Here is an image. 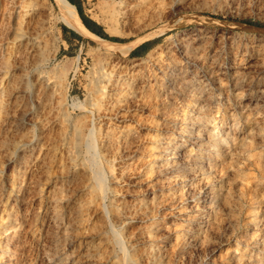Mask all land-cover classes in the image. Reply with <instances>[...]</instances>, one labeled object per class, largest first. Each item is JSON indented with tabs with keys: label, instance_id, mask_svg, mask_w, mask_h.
Here are the masks:
<instances>
[{
	"label": "rangeland",
	"instance_id": "obj_1",
	"mask_svg": "<svg viewBox=\"0 0 264 264\" xmlns=\"http://www.w3.org/2000/svg\"><path fill=\"white\" fill-rule=\"evenodd\" d=\"M28 1L30 0H17V2L16 0H0V9L2 8V3L6 2L12 6L13 11L16 9L15 12L17 11L19 12L18 26L20 28L25 30L27 34H31L33 37L37 35L38 39L40 38L39 44H37V42H33L32 47L26 49L27 53H25L24 51H21V53L16 51L15 55L13 54V52L10 55L9 50L11 47L10 46L11 43L7 42L4 44L5 47H4L3 56L0 57V249L3 248V245L4 243L7 242V240H9L10 246L12 247L10 251H6V252H3L2 250L0 251V254L2 255V256L0 255V264H126L125 258L123 257L124 252L121 251L120 249L118 250L119 247L117 244H115L113 240L114 236L112 229L111 228L109 229L110 226L108 225L107 220H105L106 218H103L102 216L103 213L101 208H92V209L80 208L76 212L74 217L72 218L69 217L68 220L64 216L58 215L57 221L54 223L52 219L51 222L52 230L54 233L53 239H46V236L44 235L43 232L44 228L38 226L37 224V220L39 219L40 215L42 216L44 212L43 208L38 209L39 210L38 215L34 214L33 208H26V212L25 211L22 212L23 208H19V196H18L19 194L16 191V186L18 181L17 172L20 166L19 157L21 152L24 150L26 154H29V149H30L29 142L27 143V145L26 144L20 145L21 142H19V139L22 132L21 127L22 125L24 126L23 130L26 133L24 139L27 140L28 138H30V135H32L33 133L32 121L36 119L39 122L41 119H43L42 116L44 111L47 109L46 104L48 103V101L47 103L45 102V105H43L42 109L41 107H39L40 112L37 111L38 108L31 107L30 99L35 98L37 94H38L37 96L41 97L43 94V89L42 88L38 89V86H34L35 84L34 85L30 84V82L36 83L38 79V77L37 78L34 77L36 76L34 75L35 70L31 66L30 62H32L33 65L36 61L39 60V58H41V56L45 52L52 54L54 49H57V53L47 60L45 67L49 69L52 66H54L57 63V61H59L60 59L65 60L68 71L67 72L68 76L66 80V83L68 82L66 84L67 85L66 95H68L67 96L68 103H71L72 99L83 100L87 96L88 84L91 78L94 77L96 73L95 71L98 68L96 61L99 55L100 58L108 56L107 57L108 62L110 61L109 63L110 64L113 63L115 64V66L126 64L125 66L127 72L125 70L124 72L127 74H124L122 77L126 78V76L128 77V74L130 76H133L134 85L137 86L134 87L135 92L127 94L128 99L126 102L121 101L116 105L117 108L116 106L114 107V116L109 118L110 120L107 119V125L110 123L113 125L114 130L117 131L116 134L119 135V138L121 137V139H124L125 136H131V138H133V141L130 143V148H129L131 149L129 151L132 152H127L122 150L123 152H127V153H123L121 151L120 152V154H122V156H120L121 158L119 157L115 159L114 175H117V177L114 176L113 182H116L114 183L115 185H121L123 183L122 184L123 186L127 185L130 188L138 189L137 192L135 191L129 192L127 195L120 194V192H117V197L120 200V203L129 207L123 209H125V211L128 212L127 216H129L132 221L126 223L125 226L122 228V230L127 237V244L130 245L129 246L130 250L136 254V264H165L167 258L169 259V261L167 260L166 264H179V263L180 264H185V263L186 264L189 263L190 264L191 263L192 264H199V263L200 264L201 263L202 264H264V255H263L264 254V93H261L260 90H258L259 84H260L259 89L263 88L264 81L261 80L260 82H258V80H256L257 77L258 78L260 77L261 75L260 73H263L262 79H264V72H263L264 45L260 46L259 49H257L259 51L262 50L261 51L262 53L259 52V54L261 55L258 54L255 57V53H254V51L256 52L254 48L255 47L258 48L259 35H260L259 38H261L264 42V38H263L264 37L263 36L264 35V0H194V1L193 0H150V1L142 0L140 2H137L136 0H130L133 6L131 8L130 13L127 15V17H125L126 18L125 22L119 25V28H121L123 32L117 34H109L105 30V28L111 24L108 18L110 17L111 13L114 12V7L117 4L115 1L118 0H78L82 13L86 17L97 22V24L101 26L103 31H105L110 36H117L119 38H122V41H117L124 43L121 45L120 44L112 45V43L109 42L107 43L105 42L103 45L101 43H98L93 38H89L74 31L72 28H70L69 26H67L62 22L59 12L52 0H35L36 6L34 5V7L26 6V4H28L27 3ZM189 2L192 3L190 4ZM167 6L169 10L172 11V12L170 11L171 13L169 12L168 8L167 9L163 8ZM136 7L137 10L134 9ZM133 10L136 11L133 12ZM167 10L168 13L166 12ZM160 12L162 14H159ZM130 22L132 23V25ZM66 31L71 34V38L69 41L65 39L66 37L65 35L68 34L65 33ZM187 33L189 36L187 35ZM246 39L249 42H247ZM144 40H148L151 42L150 44L151 48L142 55H135L133 53H130L128 50H130L129 48L131 47L125 48L127 43L132 42L133 45H135ZM222 40L223 42L225 40L224 42L225 44L221 42ZM236 41L239 44H237ZM185 43L187 45L190 43L188 45L190 50L187 47V50L189 52H187V50L186 51L184 50L187 46ZM230 43L232 45H230ZM242 45H246V46H242ZM219 47L221 50L219 49ZM108 48L113 51L110 52L109 54H106L105 53L106 51L103 52L105 49ZM148 52H151V54H148ZM159 52L162 58L159 57ZM212 53L214 54V56ZM211 54H212V58H214L212 61L210 59ZM75 56H77L78 59L76 63H74ZM258 57L260 60L258 59ZM2 60H6L8 65L1 63ZM166 60H170V61H166ZM239 61L241 62L239 63ZM200 62L202 63V66ZM149 63L151 64V66ZM135 64L136 67L138 66L137 68L135 67ZM247 66L249 67L247 68ZM150 68L152 69L150 70ZM201 69L202 70L205 69L204 70L205 72L204 71L202 72ZM212 69L214 70L212 71ZM142 70H144V74ZM138 71H140V73ZM239 71H242L241 73H244V77L239 81L240 85L238 83L236 87L233 85V80H234V75ZM177 75H179L181 78L179 76L177 77ZM254 75H256L255 78ZM142 76L144 79L142 78ZM214 76H220V79L219 80L216 79V81H213L215 80ZM194 77L200 78L199 80L203 81V83L197 80V78L195 79ZM207 78L209 81L207 80ZM247 80H249L248 81L249 83L247 82ZM162 81L163 83H161ZM183 81L185 84L183 83ZM245 82L247 83L246 85ZM256 82L259 83L258 86ZM194 83L195 84L198 83L197 84L198 86L197 85L195 86ZM207 83L210 84L207 85ZM48 84H52L51 81L48 82ZM201 85H203V87ZM211 85L213 86L211 87ZM216 85H219L222 88L221 90L222 92L220 93V95L217 93L218 91L217 88H219V86ZM241 85L243 86L239 87ZM200 87L201 89H199ZM191 88H194L195 90ZM209 88H211L213 91L210 90ZM187 89H190V91ZM197 89H199L200 91ZM122 90L126 92L128 91L125 89ZM122 90H116V91L114 90V94L116 92V94L118 95V93H121ZM181 91L185 96L181 93ZM164 92L166 94H164ZM212 93H215L216 97ZM205 95L206 97L204 99L203 97ZM159 96L163 99L164 103L166 102L165 103L166 105L168 103L167 107H165V109H162L161 112L157 109L158 108L157 98ZM195 96L198 98L199 101L197 99L195 100ZM217 96L219 97V99H217L218 98ZM191 98H193L194 100ZM206 98H208V100ZM188 99L189 100L191 99L190 100L191 102ZM212 99L214 100L212 101ZM132 100L135 102H133ZM128 101L129 103L131 102L132 103L129 105ZM217 101L219 103H217ZM208 102L210 105L208 104ZM211 102H213V104ZM24 103H26L25 105L26 112L24 115V122H21L22 117L20 115V108L24 106ZM183 104H187V105H185L184 107ZM207 104L208 106H206ZM68 106H69L68 110L71 112L72 115L79 112V110L77 108H73L71 104L70 105L68 104ZM173 107L175 110L173 109ZM169 110L172 112H170ZM178 110L182 113H180ZM182 110L185 111L183 112ZM213 110L215 111L214 113H212ZM201 112H202V116L207 115L206 117L208 118H206V120L209 119L208 121L210 123L208 121L206 122L204 121L205 116L202 117ZM174 114L176 116H174ZM169 116L172 120L169 118ZM181 117L184 120H182ZM156 118L159 119L160 121L157 120ZM167 120L170 123V125L167 122ZM176 121L178 122V124ZM232 121L238 122V124L236 125V129L235 128L233 129L235 132L236 139L235 138L231 139L228 143H226V145L222 143L224 145H221L220 147L221 152H219V155L217 156L213 155L212 150H214V147L213 146L211 147L213 143H210L212 142L211 141L212 139H210L211 138L210 132L212 130V125L216 123V125H218L216 126V129L219 127L218 131H220L219 133H222L226 127L229 126L231 127ZM173 123L174 125H172ZM185 124L187 125L186 127ZM188 124L191 126L189 127ZM166 125L167 127H165ZM249 125L252 126L249 127ZM203 127L206 129V131L204 130ZM243 127H245V129ZM190 128L193 130H191ZM220 129L222 130V132ZM135 130H137V132ZM253 130L256 132V135L254 137H251L250 132ZM51 132L52 133H50V135L46 137V142L48 143H50V141H52L54 137L57 135V124L54 125V129ZM144 139H146V141ZM185 140H188L190 144L188 141L185 142ZM201 140L202 141L204 140L203 142L207 140L208 142L206 141L205 144ZM135 143L138 144L135 145ZM200 143L202 144V146ZM170 144L172 147L170 146L168 148L170 150L169 151L167 150V152H169L170 154H168V156L166 155L164 156L163 154L165 147L166 145H170ZM173 146L176 147L178 150ZM188 146L191 147L192 149L189 148ZM203 151H208V153L204 152L203 154ZM200 156L203 158H201ZM164 157H166L167 159ZM207 157L212 159L210 160L208 158L209 159L208 160ZM214 157L217 158L214 159ZM149 158H150V162H149ZM151 159H153L152 162ZM162 161L168 162L169 165L166 166H169V168L166 166L163 167ZM147 164H149L150 166ZM151 164L154 166L157 165L159 169L160 168L161 169L157 173L154 172H152L153 174L149 173L148 170H150V167L151 168L154 167ZM135 165L138 166L136 167ZM174 165L175 167L182 169L180 170V175L184 172L183 173L184 176L181 175L180 177V175L177 174L178 176L173 177L175 175H173V172L171 173V171ZM205 165L207 168L206 167L204 168ZM185 167L187 168L185 169ZM136 173L139 174L135 175ZM165 173L168 174L166 175ZM231 173H233V175H231ZM142 174L145 176L144 181L142 180L143 177ZM154 174H158V176ZM163 174L165 176H162ZM121 175H125V176L121 177ZM140 175L142 177H140ZM161 176L162 179L159 178ZM169 176L175 178L173 179L174 181L171 180L172 177L171 179H168L170 178ZM125 177L127 178L129 177V178L126 180ZM176 178L179 179L176 180ZM195 178L196 181H198V183L195 181ZM160 179L161 181L163 180V182H160ZM169 180L171 181V183H169ZM185 181H187V183ZM135 182H137V184H135ZM151 182L154 183L157 182V184L159 183V186L155 184V186H152V189L147 187L149 188L150 191L148 189H144L145 186H143L144 185L143 183H145L147 186L149 185L151 186L150 184ZM170 184H172L171 187H169ZM173 185H176L178 188L176 186L174 187ZM44 187H46L45 184H43V189L39 194L41 196L46 197L47 191L45 190L46 188ZM156 191H158V193ZM219 191H221V194H218ZM162 192L163 195L165 194L163 197L161 194ZM169 192L170 194L172 192L173 193L170 195ZM174 192L176 193V195H174L175 194ZM225 192L228 193L229 208L227 209L226 213H219L217 207L213 209L211 208V203L213 202L214 198H215L214 201L221 200ZM136 193H138V195ZM39 194L36 196H39ZM139 194H141L142 196ZM156 194L159 199V203L156 205V208L152 213V216H154V222L151 226H149L148 222L150 221V218L146 219V217H143L142 210L146 209L147 205H152V202L154 200L158 201V199L155 196ZM168 196L170 197L168 198ZM127 197L129 198L127 199ZM218 197L221 198L219 199ZM182 203L185 204L186 206H184ZM177 206L179 207V209ZM196 207L197 209H195ZM177 210L178 211L181 210V211L178 212ZM21 212L25 213L26 215V226H25V232L22 242L18 243L14 241L15 236L13 237H8V236L10 235V233L14 232L15 229L19 228L18 225H19V221L21 220L20 217ZM187 218H189L190 221L184 223V221H186ZM134 219H136V222ZM205 219H209L210 221L209 223L210 224L212 223L214 225L213 230L207 229L203 225V221ZM31 220L33 221L31 222ZM159 228L163 230H161V232L159 231L158 233V230H160ZM189 228L191 229V231ZM41 230L43 231L41 232ZM151 230L153 231L151 232L152 234L150 233ZM175 230L180 231V233H178L179 231L177 232L179 236L177 235ZM155 232L157 233V235ZM193 233L196 234L193 235ZM182 235L184 236L182 237ZM160 236L161 238L162 237L163 238L160 239ZM180 240H182V242L184 240L185 241L182 243L180 242ZM157 241L158 242L161 241V242L158 243ZM160 245L162 246V248H164L163 250L161 249ZM202 245L205 248H201L203 247ZM168 246L169 249H167ZM152 247L153 249H158L157 252H155L156 250L153 251V249H151ZM187 247H192L194 249L192 251V248L186 249ZM199 247L200 249L203 250H200ZM146 248L150 250H145ZM169 250L172 251V254L171 251ZM166 253L167 255L169 253V255L167 256ZM188 253H190L189 257H187ZM142 256H145L144 257L145 259ZM163 258L165 259V261L161 260Z\"/></svg>",
	"mask_w": 264,
	"mask_h": 264
},
{
	"label": "bare ground",
	"instance_id": "obj_2",
	"mask_svg": "<svg viewBox=\"0 0 264 264\" xmlns=\"http://www.w3.org/2000/svg\"><path fill=\"white\" fill-rule=\"evenodd\" d=\"M53 3L55 4L60 18L62 20V22L64 24H66L67 26H69L70 28H72L74 31L78 32L81 35L87 36L89 38H93L95 39L98 43H101L104 45V43L109 42L113 44H124L121 42H117V41H113V40H108L104 37H101L99 35H97L96 33L92 32L90 29H88L84 23L82 22V19L79 16V13L77 11V8L75 6V4H73L72 2H70L69 0H52ZM137 2H140L142 0H136ZM148 1V0H147ZM146 1V2H147ZM150 1V0H149ZM194 1V0H193ZM15 2V1H14ZM17 2V0H16ZM117 4L114 7V12L111 13L109 19V22H111V24L109 26H107L105 28V30L109 33V34H117V33H122V29L119 28V25L123 22H125L127 15L130 13L131 8H132V4L130 0H118L115 1ZM28 4H26V6H31L34 7L35 0H30L27 2ZM38 3V2H37ZM154 3V2H153ZM180 3V1H179ZM190 3V2H189ZM192 3V2H191ZM190 3V4H191ZM22 6V5H21ZM36 6V5H35ZM142 6V5H141ZM140 6V7H141ZM146 8V7H145ZM163 8H168L167 7H163ZM137 10V7L134 8ZM165 9V10H166ZM174 9V8H173ZM177 9V8H176ZM175 9V10H176ZM136 10H133L136 11ZM169 10V8H168ZM168 10L166 11L168 13ZM16 9L13 11L12 6L9 5L8 3L4 2L2 3V8L0 9V57L3 56L4 53V47H5V43L9 42L11 43V47L9 50V53L11 55V53L13 52V54L15 55V52H20L24 51L25 53H27L26 49H29V47H32V43L33 42H37V44H39L40 42V38L38 39V36H32L31 34H27L25 30H23L22 28H20L18 26V11L15 12ZM44 11V10H42ZM171 10H169L170 12ZM38 12V11H37ZM41 12V11H40ZM165 12V13H166ZM172 12V11H171ZM170 12V13H171ZM176 12V11H175ZM44 13V12H43ZM166 13V14H167ZM169 13V14H170ZM159 14H162L161 12ZM39 15V14H37ZM164 15V13H163ZM34 16V15H33ZM134 16V15H133ZM132 16V17H133ZM153 16V15H152ZM167 16V15H165ZM169 16V15H168ZM39 18V17H36ZM35 18V19H36ZM162 18V16H161ZM197 18V17H196ZM146 19V18H145ZM34 20V19H33ZM195 20V19H194ZM136 21V20H135ZM193 21V20H192ZM198 22V20H197ZM34 23V21H33ZM131 23V22H130ZM129 23V24H130ZM128 24V25H129ZM132 25V23H131ZM201 25V24H200ZM31 27V26H30ZM37 27V26H36ZM184 27V26H183ZM198 27V26H197ZM127 28V27H126ZM125 28V29H126ZM31 29V28H30ZM133 29V28H132ZM165 29V28H164ZM163 29V30H164ZM136 30V28H135ZM198 30V29H197ZM32 31V30H31ZM200 31V30H199ZM30 32V31H29ZM198 32V31H197ZM158 33V32H157ZM42 34V33H41ZM186 35V34H185ZM188 35V33H187ZM183 36V35H182ZM189 36V35H188ZM206 36V35H205ZM231 36V35H230ZM234 36V35H233ZM264 36V35H263ZM186 37V36H185ZM223 37V36H222ZM246 37V36H245ZM260 37V35H259ZM258 37V48H256L255 46V57L260 53H262L261 51L257 50L259 49L260 46L264 45V42L261 38ZM203 38V37H202ZM231 38V37H230ZM264 38V37H263ZM35 39V40H32ZM177 39V38H176ZM214 39V38H213ZM221 39V36H220ZM224 39V38H223ZM240 39V38H239ZM250 39V38H249ZM183 40V39H182ZM181 40V41H182ZM227 40V39H226ZM230 40V39H229ZM234 40V38H233ZM252 40V39H251ZM240 41V40H239ZM247 41V39H246ZM177 42V41H176ZM183 42V41H182ZM222 43L223 40L221 41ZM233 42V41H232ZM249 42V41H247ZM246 42V43H247ZM256 42V41H255ZM198 43V42H197ZM237 43V41H236ZM257 43V42H256ZM183 44V43H182ZM186 44V43H185ZM190 44V43H189ZM188 44V45H189ZM225 44V43H224ZM239 44V43H237ZM235 44V45H237ZM243 44V43H242ZM251 44V43H250ZM187 45V44H186ZM184 49L185 51L187 50V47ZM230 45H232L230 43ZM229 45V47H230ZM234 45V44H233ZM247 45V44H246ZM246 45H242V46H246ZM252 45V44H251ZM250 45V47H251ZM106 46V45H105ZM133 46V43H127L126 47H131ZM161 46V45H160ZM192 46V45H190ZM220 46V45H219ZM221 47V46H220ZM219 47V49H220ZM160 48V47H159ZM189 48V47H188ZM192 48V47H191ZM217 48V47H216ZM237 48V46H236ZM263 48V47H262ZM161 49V48H160ZM193 49V48H192ZM250 49V48H249ZM253 49V50H254ZM169 50V49H168ZM183 50V52H184ZM190 50V48H189ZM214 50V49H213ZM221 50V49H220ZM228 50V49H227ZM230 50V49H229ZM264 50V48H263ZM106 51V52H105ZM113 50L111 49H105L103 52H105L106 54H109L110 52H112ZM154 51V50H153ZM235 51V49H234ZM237 51V49H236ZM244 51V50H243ZM246 51V50H245ZM108 52V53H107ZM187 52H189L187 50ZM186 52V53H187ZM215 52V51H214ZM217 52V51H216ZM221 52V51H220ZM219 52V53H220ZM242 52V51H240ZM253 52V51H252ZM57 53V49H54L52 54H49L47 52H45L41 58H39L38 61H36L33 65L32 62H30L31 66L33 67V69L35 70L34 72V77H38L37 82L33 83L30 82L31 85L34 86H38V89H43V94L41 97L37 96L35 98L30 99V103H31V107H35L38 108V112H40L39 107H41V109L43 108V105H45V102L48 103L47 105V109L44 111L43 113V119H41L39 122L35 119L32 121V135H30V138H28L27 140L24 139L26 133L23 130L24 126L22 125V132H21V136L19 139L20 145H24L29 142L30 143V149H29V154H26L25 150L21 152L20 157H19V170L17 172V186H16V191L19 194V208H23L22 212H26V208H33V212L35 215L39 214V208H43L44 212L42 214V216L40 215L39 219L37 220V224L38 226H41L44 228V231L41 230V232H44V235L46 236V239H53L54 238V233L52 230V219L54 221V223L57 221L58 215L60 216H64L67 220L68 218H72L74 217V215L76 214V212L80 209V208H101L102 210V216L103 218H106L105 220H107L108 225L110 226L109 229H112L113 232V236H114V242L115 244L118 245V250L120 249L121 251H123L124 255L123 257L125 258V262L126 264H136V254L130 250L129 248V244H127V237L124 234L122 228L125 226L126 223H129V221H132L131 218L129 216H127L128 212L125 211V209L123 208H129L128 206L121 204L120 200L117 197V192H120V194H125L127 195L129 192H137L138 189H134V188H130L127 185L123 186L121 185H115L113 182L114 176L117 177V175H114V164H115V159L119 158L120 156H122V154H120V152L122 150L127 151V152H132L129 151L131 149L130 148V143L133 141V138H131V136H125L124 139H121V137L119 138V135L116 134L117 131L114 130L113 125L110 123L107 125V119L111 118L112 116H114V107L121 101L126 102L128 99V95L129 93H133L135 92V88L137 87L134 85V79L133 76H130L128 74V77H122L124 74H127L124 72V70L127 72L126 69V64H121V65H117L115 66V64H110L107 60L108 56H105L103 58H100V55L96 61V64L98 65L97 70L95 71V75L93 78H91L89 84H88V94L87 96L81 100V99H72L71 103H68V99L66 95V88H67V67H66V63L65 60L60 59L59 61H57V63L52 66L51 68H47L45 67L47 60L54 56ZM154 53V52H153ZM152 53V54H153ZM171 53V52H170ZM185 53V54H186ZM225 53V52H224ZM250 53V52H249ZM148 54H151V52H148ZM168 54V53H167ZM213 54V53H212ZM212 54H211V61L214 59L212 58ZM216 54V53H215ZM222 54V53H221ZM31 55V54H30ZM34 55V54H33ZM174 55V54H173ZM184 55V53H183ZM204 55V54H203ZM220 55V54H219ZM248 55V54H247ZM252 55V53H251ZM261 55V54H259ZM27 56V55H26ZM35 56V55H34ZM157 56V55H156ZM165 56V55H164ZM214 56V54H213ZM221 56V55H220ZM234 56V54H233ZM28 57V56H27ZM159 57H161V54L159 52ZM176 57V55H175ZM217 57V56H215ZM219 57V56H218ZM222 57V56H221ZM242 57V56H241ZM34 58V57H33ZM110 58V57H109ZM162 58V57H161ZM168 58V57H167ZM243 58V57H242ZM8 59V58H7ZM112 59V58H111ZM166 59V58H165ZM164 59V60H165ZM202 59V58H201ZM200 59V60H201ZM255 59V58H254ZM253 59V61H254ZM257 59V58H256ZM259 59V57H258ZM33 60V59H32ZM35 60V59H34ZM77 56L74 57V63L77 62ZM113 60V59H112ZM179 60V59H178ZM205 60V59H204ZM220 60V59H219ZM260 60V59H259ZM50 61V60H49ZM148 61V60H146ZM166 61H170V60H166ZM165 61V62H166ZM234 61V59H233ZM117 62V61H116ZM121 62V61H120ZM202 62V61H201ZM200 62L201 66L202 63ZM205 62V61H204ZM209 62V59H208ZM217 62V61H216ZM222 62V61H221ZM220 62V64H221ZM224 62V60H223ZM241 61H239L240 63ZM3 64L8 65V63L6 62V60H2ZM124 63V60H123ZM130 63V62H129ZM152 63V62H151ZM169 63V62H167ZM166 63V64H167ZM171 63V62H170ZM182 63V62H180ZM199 63V62H198ZM238 63V62H235ZM29 64V63H28ZM78 64V63H77ZM142 64V63H141ZM145 64V63H144ZM150 64V63H149ZM155 64V63H154ZM165 64V63H164ZM209 64V63H207ZM206 64V65H207ZM224 64V63H223ZM48 65V63H47ZM168 65V64H167ZM170 65V64H169ZM174 65V64H172ZM204 65V64H203ZM250 65V64H249ZM76 66V65H75ZM142 66V65H141ZM151 66V64H150ZM166 66V65H165ZM164 66V67H165ZM197 66V63H196ZM205 66V65H204ZM203 66V67H204ZM211 66V63H210ZM215 66V65H214ZM219 66V65H218ZM223 66V65H222ZM225 66V65H224ZM232 66V65H231ZM235 66V65H234ZM252 66V65H251ZM125 67V68H122ZM132 67V66H131ZM136 67V64H135ZM138 67V66H137ZM136 67V68H137ZM155 67V66H154ZM170 67V66H169ZM206 67V66H205ZM204 67V68H205ZM213 67V66H212ZM226 67V66H225ZM249 66H247L248 68ZM72 68V67H71ZM92 68V67H91ZM129 68V67H128ZM133 68V67H132ZM148 68V67H147ZM227 68V67H226ZM256 68V67H255ZM254 68V69H255ZM258 68V67H257ZM261 68V67H260ZM263 68V67H262ZM152 68H150L151 70ZM173 69V68H172ZM175 69V68H174ZM195 69V68H194ZM216 69V68H214ZM212 69V71L214 70ZM222 69V68H221ZM259 69V68H258ZM264 69V68H263ZM92 70V69H91ZM132 70V69H131ZM134 70V69H133ZM146 70V69H145ZM147 70V71H150ZM200 70V69H199ZM202 70V69H201ZM205 70V69H204ZM202 70V72L204 71ZM208 70V69H207ZM206 70V72H207ZM218 70V69H217ZM236 70V69H235ZM245 70V68H244ZM243 70V71H244ZM123 71V72H122ZM143 74H144V70ZM154 71V70H152ZM194 71V70H193ZM192 71V72H193ZM209 71V70H208ZM233 71V70H232ZM140 73V71H138ZM146 72V71H145ZM168 72V71H167ZM166 72V73H167ZM195 72V71H194ZM193 72V73H194ZM205 72V71H204ZM215 72V71H214ZM224 72V71H223ZM231 72V71H230ZM229 72V73H230ZM242 71L237 72L234 75V80H233V85L236 86L238 83L240 85V80L243 79L244 77V73H241ZM245 72V71H244ZM251 72V71H250ZM254 72V71H253ZM261 72V71H260ZM259 72V73H260ZM264 72V71H263ZM94 73V72H93ZM137 73V72H135ZM138 73V74H139ZM148 73V72H147ZM155 73V72H152ZM163 73V72H161ZM171 73V72H170ZM169 73V74H170ZM175 73V72H174ZM211 73V71H210ZM217 73V72H216ZM220 73V72H219ZM232 73V72H231ZM133 74V73H132ZM137 74V75H138ZM195 74V73H194ZM206 74V73H205ZM214 74V73H213ZM260 77L256 80H258V82H260L261 80L264 81V79H262L263 77V73H260ZM136 75V77H137ZM146 75V74H145ZM150 75V74H149ZM167 75V74H166ZM198 75V74H197ZM202 75V74H201ZM215 75V74H214ZM222 75V74H220ZM232 75V74H231ZM168 76V75H167ZM172 76V74H171ZM179 75H177L178 77ZM206 76V75H205ZM227 76V75H226ZM248 76V75H247ZM250 76V75H249ZM253 76V75H252ZM256 75H254L255 78ZM33 77V78H34ZM140 77V75H139ZM148 77V76H147ZM180 77V76H179ZM184 77V76H183ZM190 77V76H188ZM209 77V76H208ZM222 77V76H221ZM224 77V76H223ZM14 78V77H13ZM143 78V76H142ZM141 78V79H142ZM170 78V77H168ZM173 78V77H172ZM175 78V77H174ZM181 78V77H180ZM186 78V76H185ZM195 78V77H194ZM197 78V77H196ZM195 78V79H196ZM211 78V77H210ZM227 78V77H226ZM232 78V77H231ZM230 78V79H231ZM144 79V78H143ZM162 79V78H161ZM164 79V78H163ZM167 79V78H165ZM188 79V78H187ZM192 79V77H191ZM190 79V80H191ZM200 78H197V80H199ZM213 81H216V79H220V76H214ZM224 79V78H223ZM149 80V78H148ZM147 80V81H148ZM156 80V79H155ZM174 80V79H172ZM178 80V79H177ZM208 80V78H207ZM229 80V79H228ZM254 80V79H253ZM52 84H48V82H50ZM142 81V80H141ZM140 81V82H141ZM154 81V80H153ZM165 81V80H164ZM169 81V80H168ZM200 81V80H199ZM209 81V80H208ZM211 81V80H210ZM226 81V80H225ZM249 80H247L248 82ZM262 81V82H263ZM157 82V81H156ZM171 82V81H170ZM192 82V81H191ZM196 82V81H195ZM198 82V81H197ZM203 83V81H200ZM228 82V81H227ZM258 82L257 86H258ZM261 82V83H262ZM70 83V82H69ZM163 83V81L161 82ZM175 83V81H174ZM182 83V82H181ZM184 83V81H183ZM200 83V84H202ZM217 83V82H215ZM214 83V85H215ZM225 83V82H224ZM244 83V82H243ZM249 83V82H248ZM253 83V82H252ZM251 83V84H252ZM146 84V83H145ZM150 84V83H149ZM180 84V82H179ZM185 84V83H184ZM195 84V83H194ZM198 84V83H197ZM195 84V86L197 85ZM210 83H207V85ZM223 84V83H222ZM226 84V83H225ZM230 84V82H229ZM247 83L245 82V85ZM250 84V85H251ZM152 85V84H151ZM158 85V84H157ZM161 85V84H160ZM163 85V84H162ZM167 85V84H166ZM255 85V84H254ZM263 85V84H262ZM261 85V86H262ZM155 86V85H154ZM159 86V85H158ZM190 86V85H189ZM198 86V85H197ZM203 87V85H201ZM213 85H211L212 87ZM219 86V85H216ZM224 86V85H223ZM243 85L239 86L242 87ZM256 86V85H255ZM253 86V87H255ZM144 87V86H143ZM182 87V85H181ZM205 87V86H204ZM209 87V86H208ZM227 87V86H225ZM237 87V86H236ZM238 87V88H239ZM252 87V88H253ZM260 87V84H259ZM261 93H264V86L262 89H259ZM69 88V87H68ZM145 88V87H144ZM153 88V87H152ZM160 88V87H159ZM197 88V87H196ZM217 88V87H216ZM247 88V87H246ZM9 89V88H8ZM37 89V87H36ZM122 89L128 90L123 91ZM151 89V88H150ZM164 89V88H163ZM167 89V88H166ZM171 89V88H170ZM175 89V88H174ZM194 89V88H191ZM201 89V87L199 88ZM197 89V90H199ZM208 89V88H207ZM210 90H212L211 88H209ZM218 91L217 93L220 95V93L222 92V88L219 86V88H217ZM237 89V88H236ZM70 90V89H69ZM114 90H122L121 93H118V95L114 94ZM149 90V89H148ZM162 90V88H161ZM190 91V89H187ZM195 90V89H194ZM203 90V89H202ZM209 90V91H210ZM227 90V89H226ZM230 90V89H229ZM244 90V88H243ZM250 90V89H249ZM248 90V92H249ZM167 91V90H165ZM171 91V90H170ZM188 91V92H189ZM200 91V90H199ZM208 91V92H209ZM213 91V90H212ZM216 91V90H215ZM70 92V91H69ZM161 92V91H160ZM163 92V91H162ZM173 92V90H172ZM197 92V91H196ZM202 92V91H201ZM229 92V91H228ZM15 93V92H14ZM178 93V92H177ZM176 93V94H177ZM182 93V91H181ZM203 93V92H202ZM206 93V92H205ZM210 93V92H209ZM236 93V92H235ZM239 93V92H237ZM257 93V92H256ZM137 94V93H136ZM153 94V93H152ZM164 94H166L164 92ZM170 94V93H169ZM173 94V93H172ZM175 94V93H174ZM183 94V93H182ZM188 94V93H187ZM197 94V93H196ZM215 95V93H212ZM254 94V93H253ZM259 94V93H258ZM121 95V96H120ZM184 95V94H183ZM193 95V93H192ZM191 95V97H192ZM249 95V94H248ZM26 96V94H25ZM35 96V94H34ZM77 96V95H76ZM131 96V95H130ZM185 96V95H184ZM200 96V95H199ZM254 96V95H253ZM252 96V97H253ZM258 96V95H257ZM132 97V96H131ZM183 97V96H182ZM181 97V98H182ZM206 95L203 97L205 99ZM208 97V96H207ZM216 97V95H215ZM218 97V96H217ZM221 97V96H220ZM262 97V96H261ZM39 98V99H38ZM73 98V97H72ZM79 98V97H78ZM188 98V97H186ZM202 98V97H200ZM222 98V97H221ZM236 98V97H235ZM257 98V97H256ZM25 99V98H24ZM71 99V98H70ZM134 99V97H133ZM158 100V110L161 112L162 109H165V107H167V105L163 102V99L159 96L157 98ZM169 99V98H168ZM177 99V98H176ZM193 99V98H191ZM190 99V100H191ZM198 100V98L195 96V100ZM208 100V98H206ZM219 99V97L217 98ZM216 99V100H217ZM260 99V98H259ZM182 100V99H181ZM189 100V99H188ZM189 100V101H190ZM194 100V99H193ZM214 99H212L213 101ZM261 100V99H260ZM133 101V100H132ZM138 101V100H137ZM174 101V100H173ZM178 101V100H177ZM199 101V100H198ZM204 101V100H202ZM70 102V101H69ZM135 102V101H133ZM191 102V101H190ZM132 103V102H131ZM131 103L128 104L130 105ZM138 103V102H137ZM181 103V102H179ZM188 103V102H186ZM213 104V102H211ZM217 103H219L217 101ZM216 103V105H217ZM221 103V100H220ZM68 104L72 105L73 108H77L79 110L78 113H75L74 115L71 114V112L68 110ZM127 104V103H126ZM125 104V105H126ZM139 104V103H138ZM172 104V103H171ZM193 104V103H192ZM198 104V103H197ZM196 104V105H197ZM203 104V103H202ZM209 104V102H208ZM208 104L206 106H208ZM215 104V103H214ZM26 103H24V106L20 108V115H21V122H24V115L26 112V107H25ZM142 105V104H141ZM156 105V104H155ZM173 105V104H172ZM175 105V103H174ZM184 107L187 104H183ZM190 105V104H189ZM210 105V104H209ZM22 106V104H21ZM128 106V105H127ZM146 106V105H145ZM148 106V105H147ZM151 106V105H150ZM178 106V105H177ZM176 106V107H177ZM192 106V105H191ZM215 106V105H214ZM157 107V106H155ZM172 107V106H171ZM170 107V108H171ZM175 107V108H176ZM180 107V105H179ZM182 107V106H181ZM187 107V106H186ZM193 107V106H192ZM202 107V106H201ZM117 108V106H116ZM188 108V107H187ZM194 108V107H193ZM199 108V107H198ZM209 108V107H208ZM241 108V107H240ZM174 109V107H173ZM211 109V108H210ZM213 109V108H212ZM223 109V108H222ZM74 110V109H73ZM171 110V109H170ZM169 110V111H170ZM175 110V109H174ZM186 110V108H185ZM185 110H182L183 112ZM191 110V109H190ZM189 110V111H190ZM216 110V109H215ZM218 110V107H217ZM225 110V109H224ZM18 111V110H17ZM154 111V109H153ZM179 111V110H178ZM176 111V112H178ZM181 111V109H180ZM179 111V112H180ZM192 111V110H191ZM196 111V109H195ZM200 111V110H199ZM205 111V110H204ZM209 111V110H208ZM211 111V110H210ZM172 112V111H170ZM175 112V111H174ZM215 111L213 110L212 113H214ZM112 113V114H110ZM182 113V112H180ZM179 113V114H180ZM190 113V112H189ZM241 113V112H240ZM18 114V113H16ZM171 114V113H170ZM169 114V115H170ZM177 114V113H175ZM174 114V116H176ZM188 114V112H187ZM205 114V113H204ZM203 114V115H204ZM235 114V113H233ZM111 115V116H110ZM160 115V114H159ZM181 115V114H180ZM194 115V114H193ZM218 115V114H217ZM223 115V114H222ZM232 115V114H231ZM238 115V114H237ZM41 116V115H40ZM151 116V115H150ZM155 116V115H154ZM172 116V115H171ZM186 116V115H185ZM184 116V117H185ZM192 116V114H191ZM200 116V115H199ZM201 116H202V112H201ZM205 116V115H204ZM202 116V117H204ZM207 116V115H206ZM204 117L205 118V122L208 121L209 119L206 120V118L208 117ZM230 116V115H229ZM26 117V116H25ZM178 117V115H177ZM215 117V116H214ZM222 117V116H221ZM226 117V116H225ZM234 117V116H233ZM232 117V118H233ZM236 117V116H235ZM106 118V119H105ZM159 118V116H158ZM170 118V116H169ZM173 118V117H172ZM182 118V117H181ZM180 118V119H181ZM186 118V117H185ZM212 118V116H211ZM239 118V117H238ZM245 118V117H244ZM30 119V118H29ZM105 119V120H104ZM154 119V118H153ZM157 119V118H156ZM162 119V118H160ZM171 119V118H170ZM179 119V120H180ZM188 119V118H187ZM196 119V117H195ZM218 119V118H216ZM227 119V118H226ZM110 120V119H109ZM159 120V119H157ZM172 120V119H171ZM176 120V119H175ZM182 120H184L182 118ZM186 120V119H185ZM199 120V119H198ZM213 120V118H212ZM222 120V119H221ZM220 120V121H221ZM225 120V119H224ZM240 120V119H239ZM160 121V120H159ZM162 121V120H161ZM202 121V120H201ZM217 121V120H216ZM223 121V120H222ZM234 121V120H233ZM231 123V127H226L224 129V131L219 133V127L216 129V123H214L212 125V130L210 132L211 138L212 139L210 143H213V145H211V147H214V150H212L213 155H219V152H221V145H226V143H228L231 139L235 138V132H234V128L236 129V125L238 124V122H233ZM115 122V121H114ZM148 122V121H147ZM151 122V121H150ZM164 122V121H163ZM168 122V120H167ZM177 122V121H176ZM190 122V121H188ZM197 122V121H196ZM209 122V121H208ZM212 122V121H211ZM230 122V121H229ZM253 122V121H252ZM251 122V123H252ZM8 123V122H7ZM28 123V122H27ZM161 123V122H160ZM159 123V124H160ZM169 123V122H168ZM180 123V122H179ZM210 123V122H209ZM225 123V122H224ZM240 123V122H239ZM57 124V135L54 137V139L52 141H50V143L46 142V137L50 135V133H52L51 131L54 129V125ZM106 124V125H104ZM147 124V123H146ZM178 124V122H177ZM208 124V123H207ZM250 124V123H249ZM257 124V123H256ZM170 125V123H169ZM174 125V123L172 124ZM184 125V123H183ZM189 125V124H188ZM193 125V124H192ZM204 125V123H203ZM202 125V126H203ZM220 125V124H219ZM226 125V124H225ZM229 125V124H228ZM160 126V125H159ZM158 126V127H159ZM162 126V125H161ZM177 126V125H176ZM175 126V128H176ZM187 125L185 124V127ZM191 125H189L190 127ZM201 126V127H202ZM247 126V125H246ZM245 126V127H246ZM252 125H249V127ZM167 127V125L165 126ZM169 127V126H168ZM182 127V126H181ZM208 127V126H207ZM245 127H243L245 129ZM139 128V127H137ZM136 128V129H137ZM163 128V127H162ZM171 128V127H170ZM188 128V127H187ZM193 128V127H192ZM204 128V127H203ZM241 128V127H240ZM191 129V128H190ZM202 129V128H201ZM200 129V130H201ZM138 130V129H137ZM137 130H135L137 132ZM143 130V129H142ZM141 130V131H142ZM155 130V129H154ZM193 130V129H191ZM204 130L206 131V129L204 128ZM19 131V130H18ZM148 131V129H147ZM158 131V130H156ZM168 131V130H167ZM195 131V130H194ZM236 131V130H235ZM240 131V130H239ZM145 132V131H144ZM170 132V131H169ZM175 132V131H174ZM186 132V131H185ZM188 132V131H187ZM190 132V130H189ZM202 132V131H201ZM200 132V133H201ZM192 133V131H191ZM190 133V136H191ZM204 133V132H203ZM124 134V133H123ZM164 134V132H163ZM171 134V133H170ZM175 134V133H174ZM177 134V133H176ZM185 134V133H184ZM202 134V133H201ZM237 134V133H236ZM245 134V133H244ZM173 135V134H172ZM181 135V134H180ZM195 135V134H194ZM204 135V134H203ZM208 135V134H207ZM256 135V132L253 130L250 132V136L254 137ZM238 136V135H237ZM162 137V136H161ZM175 137V136H174ZM167 138V137H166ZM170 138V137H169ZM180 138V137H179ZM201 138V137H199ZM203 138V137H202ZM176 139V138H175ZM174 139V140H175ZM182 139V138H181ZM180 139V140H181ZM189 139V138H188ZM207 139V138H206ZM236 139V138H235ZM244 139V138H243ZM137 140V139H136ZM146 141V139H144ZM163 140V139H162ZM173 140V139H172ZM171 140V142H172ZM200 140V139H199ZM58 141V142H57ZM143 141V140H142ZM141 141V142H142ZM144 141V142H145ZM182 141V140H181ZM188 140H185V142ZM202 141V140H201ZM204 141V140H203ZM202 141V142H203ZM207 140H205L206 142ZM237 141V140H236ZM150 142V141H149ZM161 142V141H160ZM165 142V141H164ZM162 142V143H164ZM183 142V141H182ZM189 142V141H188ZM197 142V141H196ZM203 142V143H205ZM208 142V141H207ZM161 143V144H162ZM170 143V142H169ZM176 143V142H175ZM224 143V144H222ZM236 143V142H235ZM138 143H135V145ZM140 144V142H139ZM168 144V143H167ZM173 144V143H172ZM190 144V142H189ZM196 144V143H195ZM201 144V143H200ZM206 144V143H205ZM204 144V145H205ZM178 145V142H177ZM188 145V144H187ZM160 146V145H159ZM157 146V147H159ZM170 145H166L165 150H164V156H168V154H170L169 152H167V150L169 151L170 149H168ZM180 146V145H179ZM200 146V145H199ZM202 146V144H201ZM134 147V146H132ZM131 147V148H132ZM163 147V146H162ZM172 147V146H171ZM174 147V146H173ZM189 147V146H188ZM225 147V146H224ZM229 147V146H228ZM161 148V147H160ZM176 148V147H174ZM191 148V147H189ZM23 149V148H22ZM137 149V146H136ZM146 149V148H145ZM157 149V148H156ZM177 149V148H176ZM186 149V148H185ZM192 149V148H191ZM206 149V148H205ZM225 149V148H224ZM139 150V149H138ZM148 150V149H147ZM146 150V151H147ZM162 150V149H161ZM160 150V151H161ZM175 150V149H174ZM178 150V149H177ZM182 150V149H181ZM200 150V149H199ZM223 150V149H222ZM247 150V149H245ZM21 151V150H20ZM137 151V150H136ZM150 151V150H149ZM155 151V150H154ZM159 151V150H158ZM163 151V150H162ZM224 151V150H223ZM243 151V150H242ZM249 151V150H248ZM258 151V150H257ZM123 152V151H122ZM127 152H123V153H127ZM134 152V151H133ZM200 152V151H199ZM204 152L208 151H203ZM210 152V151H209ZM136 153V152H135ZM206 153V154H207ZM133 154V153H132ZM131 154V155H132ZM143 154V153H142ZM154 154V153H153ZM156 154V153H155ZM180 154V153H179ZM178 155V154H177ZM176 155V156H177ZM195 155V154H194ZM210 155V154H208ZM151 156V154H150ZM149 156V157H150ZM175 156V158H176ZM221 156V154H220ZM262 156V155H261ZM130 157V156H128ZM133 157V156H132ZM138 157V156H137ZM158 157V156H157ZM160 157V155H159ZM162 157V156H161ZM201 157V156H200ZM121 158V157H120ZM152 158V156H151ZM156 158V157H155ZM163 158V157H162ZM166 158V157H164ZM171 158V157H170ZM180 158V157H179ZM178 158V159H179ZM203 158V157H201ZM209 157H207L208 159ZM217 158V157H216ZM214 157V159H216ZM226 158V157H225ZM167 159V158H166ZM210 160L212 158H209ZM208 159V160H209ZM222 159V158H219ZM153 159H151L152 162ZM158 160V159H157ZM160 160V159H159ZM163 160V159H162ZM180 160V159H179ZM145 161V160H143ZM155 161V160H154ZM166 161V160H165ZM163 162V167H165L166 165H169L168 162ZM168 161V160H167ZM170 161V160H169ZM207 161V160H206ZM149 162H150V158H149ZM157 162V161H156ZM196 162V161H195ZM198 162V161H197ZM205 162V160H204ZM123 163V162H122ZM148 163V162H146ZM145 163V164H146ZM192 163V162H191ZM199 163V162H198ZM212 163V162H211ZM138 164V163H137ZM141 164V163H140ZM154 164V163H152ZM151 164V165H152ZM156 164V163H155ZM159 164V162H158ZM160 164V165H161ZM209 164V163H208ZM126 165V164H125ZM149 165V164H147ZM172 165V164H171ZM176 165V164H175ZM175 165L172 168L171 173L173 172V177H176L178 175H180V168L175 167ZM128 166V165H127ZM130 166V164H129ZM136 166V165H135ZM138 166V165H137ZM136 166V167H137ZM150 166V165H149ZM154 166V165H152ZM157 166V165H155ZM150 167V170H148L149 173H157L160 169L159 167ZM187 166V164H186ZM212 166V165H211ZM125 167V166H123ZM122 167V168H123ZM162 167V168H163ZM169 168V166H166ZM182 167V166H181ZM192 167V166H191ZM206 167V165L204 166V168ZM121 168V169H122ZM129 168V167H128ZM127 168V169H128ZM143 168V167H142ZM187 167H185L186 169ZM193 168V167H192ZM197 168V167H196ZM207 168V167H206ZM118 169V168H116ZM167 169V168H166ZM135 170V168H134ZM138 170V168H137ZM170 170V169H169ZM146 171V170H145ZM163 171V170H162ZM186 171V170H185ZM194 171V170H193ZM240 171V170H239ZM137 172V171H136ZM139 172V171H138ZM142 172V171H141ZM167 172V171H166ZM198 172V171H197ZM135 173V172H133ZM143 173V172H142ZM162 173V172H161ZM184 173V172H183ZM183 173L181 175H183ZM186 173V172H185ZM192 173V172H191ZM217 173V172H216ZM230 173V172H229ZM118 174V172H117ZM127 174V173H126ZM129 174V173H128ZM139 174V173H138ZM137 173L135 175H138ZM153 174V173H152ZM166 174V173H165ZM168 174V173H167ZM166 174V175H167ZM178 174V175H177ZM190 174V173H188ZM134 175V176H135ZM143 175V174H142ZM149 175V174H148ZM147 175V176H148ZM157 175L158 174H154ZM161 175V174H159ZM171 175V174H170ZM180 175V177H181ZM231 175H233V173H231ZM125 176V175H121ZM130 176V175H129ZM153 176V175H151ZM162 176H165L164 174ZM162 176L159 177L162 179ZM171 176V177H172ZM184 176V175H183ZM198 176V175H197ZM215 176V175H214ZM140 177H142L140 175ZM155 177V176H154ZM167 177V176H166ZM170 177V176H169ZM168 178V179H171ZM175 179V178H173ZM188 177V175H187ZM213 177V176H212ZM230 177V176H228ZM126 180L129 178L125 177ZM136 178V177H135ZM134 178V179H135ZM145 176L143 175L142 180L144 181ZM158 178V177H157ZM194 178V177H193ZM197 178V177H196ZM195 178V181H196ZM202 178V177H201ZM124 179V178H123ZM138 179V178H137ZM151 179V178H150ZM160 182H163V180ZM179 178H176V180ZM203 179V178H202ZM125 180V181H126ZM131 180V178H130ZM140 180V178H139ZM183 180V179H180ZM215 180V179H214ZM129 181V180H128ZM138 181V180H137ZM150 181V180H149ZM156 181V178H155ZM154 181V182H155ZM168 181V180H167ZM174 181V180H173ZM172 181V182H173ZM131 182V181H130ZM129 182V183H130ZM134 182V181H133ZM148 182V181H147ZM151 182V186H147L145 183H143L145 186L144 189H152V186H155L156 183ZM166 182V181H165ZM183 182V181H182ZM187 183V181H185ZM184 182V183H185ZM190 182V180H189ZM198 183V181H196ZM216 182V181H215ZM126 183V182H125ZM142 183V182H141ZM168 183V182H167ZM169 183H171V181L169 180ZM180 183V182H179ZM195 183V182H194ZM214 183V182H213ZM43 184L46 185L45 190L47 191L46 197L41 196L39 193L42 191L43 189ZM135 184H137V182H135ZM166 184V183H165ZM176 184V183H175ZM178 184V183H177ZM181 184V183H180ZM201 184V183H199ZM216 184V183H215ZM129 185V184H128ZM163 185V184H162ZM172 184H170L169 187H171ZM157 186H159V183L157 184ZM156 186V187H157ZM174 187L176 185H173ZM185 186V185H184ZM188 186V185H187ZM193 186V185H192ZM210 186V185H209ZM137 187V186H136ZM142 187V186H141ZM149 187V188H147ZM177 187V186H176ZM183 187V186H182ZM195 187V186H194ZM197 187V186H196ZM154 188V187H153ZM164 188V187H163ZM178 188V187H177ZM181 188V187H180ZM179 188V189H180ZM209 188V187H208ZM215 188V187H214ZM143 189V190H144ZM159 189V188H157ZM166 189V187H165ZM176 189V188H175ZM219 189V188H217ZM164 190V189H162ZM173 190V189H172ZM150 191V190H149ZM155 191V190H154ZM160 191V190H159ZM169 191V190H168ZM176 191V190H175ZM181 191V190H180ZM185 191V190H184ZM223 191V190H221ZM221 191H219L218 194H221ZM144 192V191H143ZM158 193V191H156ZM186 192V191H185ZM205 192V191H204ZM203 192V193H204ZM209 192V191H208ZM152 193V192H151ZM173 193V192H172ZM171 193V194H172ZM175 193V192H174ZM178 193V192H177ZM213 193V192H212ZM39 196H36L38 195ZM133 194V193H132ZM138 195V193H136ZM135 194V195H136ZM142 194V193H141ZM139 194V195H141ZM150 194V193H149ZM160 194V193H159ZM162 197L165 195H163V192L161 193ZM170 194V192H169ZM170 194V195H171ZM185 194V193H184ZM216 194V193H215ZM144 195V194H143ZM176 195V193L174 194ZM142 196V195H141ZM140 196V198H141ZM147 196V195H146ZM156 198L157 194L155 195ZM154 196V197H155ZM161 196V195H160ZM167 196V195H166ZM196 196V195H195ZM206 196V195H205ZM7 197V196H6ZM125 197V196H124ZM144 197V196H143ZM142 197V198H143ZM170 196H168L169 198ZM179 197V195H178ZM200 197V196H199ZM129 197H127L128 199ZM137 198V197H136ZM154 198V199H156ZM167 198V197H166ZM172 198V197H171ZM219 199L221 197H218ZM134 199V198H133ZM146 199V198H145ZM162 199V198H161ZM176 199V198H175ZM200 199V198H199ZM215 199V198H214ZM211 203V208H215L217 207V210L219 213H226L227 209L229 208V197H228V193L225 192L223 194V198L221 200H215ZM147 200V199H146ZM165 200V199H164ZM167 200V199H166ZM204 200V199H203ZM206 200V199H205ZM233 200V199H232ZM137 202V201H136ZM149 202V201H148ZM147 202V203H148ZM167 202V201H166ZM175 202V200H174ZM178 202V201H177ZM202 202V201H201ZM159 203V199L158 201L154 200L152 202V205H147L146 209L142 210V215L143 217H146V219L150 218V221L148 222L149 226H151L154 222V216H152L153 211L156 208V205ZM200 203V202H199ZM149 204V203H148ZM164 204V203H163ZM183 204V203H182ZM181 204V205H182ZM216 204V205H215ZM142 205V204H141ZM140 205V206H141ZM180 205V204H179ZM184 206H186L185 204H183ZM210 205V204H209ZM4 206V205H3ZM135 206V205H134ZM168 206V205H167ZM207 206V205H206ZM166 207V206H163ZM178 207V206H177ZM209 207V206H208ZM176 208V207H175ZM158 209V208H157ZM160 209V208H159ZM164 209V208H163ZM162 209V210H163ZM172 209V208H170ZM179 209V207H178ZM197 209V207L195 208ZM182 210V209H181ZM180 210V211H181ZM207 210V209H206ZM211 210V209H210ZM168 211V210H167ZM166 211V212H167ZM170 211V210H169ZM178 211V210H177ZM178 211V212H180ZM183 211V210H182ZM21 212V220L19 221V225L17 229H15L14 232L10 233V235L8 237H13L15 236L14 241L21 243L22 239L24 237V232H25V226H26V215L25 213ZM135 212V211H134ZM156 212V211H155ZM165 212V211H164ZM171 212V211H170ZM175 212V211H173ZM95 213V212H94ZM137 213V211H136ZM183 213V212H182ZM185 213V212H184ZM192 213V212H191ZM201 213V212H200ZM29 214V213H28ZM27 214V215H28ZM161 214V213H160ZM165 214V213H164ZM197 214V213H196ZM212 214V213H211ZM204 215V214H203ZM257 215V214H256ZM255 215V216H256ZM158 216V215H157ZM162 216V215H161ZM182 216V215H180ZM199 216V215H198ZM202 216V215H201ZM141 217V215H140ZM156 217V216H155ZM159 217V216H158ZM164 217V216H163ZM162 217V218H163ZM176 217V216H175ZM197 217V216H196ZM204 217V216H203ZM92 218V216H91ZM165 218V217H164ZM199 218V217H198ZM201 218V217H200ZM129 219V220H128ZM166 219V218H165ZM164 219V221H165ZM181 219V218H180ZM35 220V218H34ZM136 222V219H134ZM178 220V219H177ZM33 220H31L32 222ZM140 221V220H139ZM190 221L189 218H187L185 222ZM193 221V220H192ZM89 222V221H88ZM162 222V221H161ZM209 219H205L203 221V225L210 230H213L214 225L211 223H209ZM131 223V222H130ZM141 223V222H140ZM189 223V222H188ZM199 223V222H198ZM225 223V222H224ZM36 224V223H35ZM162 224V223H161ZM183 224V222H182ZM197 224V223H196ZM200 224V223H199ZM181 225V224H180ZM185 225V224H184ZM257 225V224H256ZM62 226V225H61ZM186 226V225H185ZM191 226V225H189ZM193 226V224H192ZM201 226V225H200ZM172 227V226H171ZM197 227V226H196ZM24 228V229H23ZM179 228V226H178ZM181 228V227H180ZM191 228V227H190ZM189 228V229H190ZM198 228V227H197ZM244 228V227H243ZM88 229V228H87ZM160 230H158L161 232V228H159ZM170 229V228H169ZM188 229V230H189ZM245 229V228H244ZM165 230V229H164ZM180 230V229H179ZM178 230V231H179ZM187 230V231H188ZM193 230V229H192ZM246 230V229H245ZM176 231V230H175ZM176 231V233L178 232ZM191 231V229H190ZM153 232L152 230L150 231V233ZM163 232V231H162ZM200 232V231H199ZM40 233V231H39ZM156 233V232H155ZM173 233V232H172ZM180 233V231L178 232ZM177 233V235L179 236V234ZM182 233V231H181ZM184 233V232H183ZM138 234V233H137ZM141 234V232H140ZM152 234V233H151ZM154 234V233H153ZM169 234V233H168ZM187 234V233H186ZM190 234V233H189ZM196 233H193V235ZM35 235V234H34ZM157 235V233H156ZM201 235V234H200ZM163 236V235H162ZM165 236V235H164ZM184 235H182L183 237ZM186 236V235H185ZM190 236V235H189ZM7 237V239H8ZM78 237V236H77ZM156 237V236H155ZM181 237V238H182ZM202 237V236H200ZM82 238V237H81ZM163 238V237H162ZM160 236V239H162ZM165 238V237H164ZM167 238V237H166ZM171 238V237H170ZM188 238V237H187ZM186 238V239H187ZM76 239V238H75ZM169 239V238H168ZM180 239V238H179ZM40 240V239H39ZM95 240V239H94ZM156 240V239H155ZM165 240V239H164ZM197 240V239H196ZM75 241V240H74ZM135 241V240H134ZM159 241V240H158ZM157 241V242H158ZM168 241V240H167ZM185 241V240H184ZM183 241V242H184ZM161 242V241H160ZM158 242V243H160ZM180 242H182V240H180ZM179 242V243H180ZM182 242V243H183ZM199 242V241H198ZM132 243V242H131ZM163 243V242H162ZM206 243V242H205ZM39 244V243H38ZM164 244V243H163ZM166 244V243H165ZM168 244V243H167ZM193 244V243H192ZM200 244V243H199ZM176 245V244H175ZM26 246V245H25ZM148 246V245H147ZM152 246V245H151ZM155 246V245H154ZM157 246V245H156ZM161 246V245H160ZM174 246V245H173ZM203 246V245H202ZM249 246V245H248ZM159 247V246H158ZM181 247V246H180ZM194 247V246H193ZM247 247V246H246ZM26 248V247H25ZM117 248V247H116ZM157 248V247H154ZM185 248V247H184ZM192 247H187L186 249H189ZM197 248V247H196ZM195 248V249H196ZM201 248H205L204 246ZM249 248V247H248ZM10 249H12V247L10 246L9 240H7L6 243H4L3 248L0 249V251L2 250L3 252L6 251H10ZM95 249V248H94ZM153 249V247L151 248ZM160 249V248H159ZM161 249L163 250L164 248ZM169 249V246L168 248ZM179 249V248H178ZM194 248H192L193 251ZM200 249V247H199ZM246 249V248H245ZM250 249V248H249ZM26 250V249H25ZM50 250V249H49ZM145 250H150L148 248H146ZM144 250V251H145ZM156 250L155 252H157L158 249H153V251ZM161 250V251H162ZM185 250V249H184ZM203 250V249H200ZM198 250V251H200ZM206 250V249H205ZM160 251V252H161ZM166 251V250H165ZM171 251V250H169ZM187 251V250H186ZM191 251V250H190ZM250 251V250H249ZM259 251V250H258ZM262 251V250H261ZM146 252V251H145ZM150 252V251H147ZM154 252V253H155ZM164 252V251H163ZM162 252V253H163ZM263 252V251H262ZM53 253V252H52ZM187 253V252H186ZM185 253V254H186ZM191 253V252H190ZM188 256L189 257V254ZM260 253V252H259ZM172 254V251H171ZM170 254V256H171ZM177 254V253H176ZM1 255V254H0ZM75 255V254H74ZM148 255V254H146ZM165 255V254H164ZM167 255V253H166ZM169 255V253H168ZM167 255V256H168ZM264 255V254H263ZM2 256V255H1ZM5 256V255H4ZM98 256V255H97ZM173 256V255H172ZM185 256V255H184ZM253 256V254H252ZM143 258L145 256H142ZM181 257V256H180ZM247 257V256H246ZM157 258V257H156ZM165 258V257H164ZM161 259L164 260L165 259ZM171 258V257H170ZM186 258V257H185ZM145 259V258H144ZM151 259V258H150ZM188 259V258H187ZM143 260V259H142ZM167 260L169 261V259L167 258ZM167 260L165 261V264L167 263ZM263 260V259H262ZM171 261V259H170ZM178 261V260H177ZM246 261V260H245ZM251 261V260H250ZM184 262V260H183ZM190 262V261H189ZM202 262V261H200ZM180 264V263H179ZM186 264V263H185ZM190 264V263H189ZM192 264V263H191ZM200 264V263H199ZM202 264V263H201Z\"/></svg>",
	"mask_w": 264,
	"mask_h": 264
},
{
	"label": "trees",
	"instance_id": "obj_3",
	"mask_svg": "<svg viewBox=\"0 0 264 264\" xmlns=\"http://www.w3.org/2000/svg\"><path fill=\"white\" fill-rule=\"evenodd\" d=\"M69 1L72 2L73 4H75L77 11L79 13V16L82 19V22L84 23V25L88 29H90L92 32L96 33L97 35H99L101 37H104V38H107V39H110L113 41H122V38H119L117 36H110L105 31H103V29L101 28V26L99 24H97V22L86 17L80 9V5H79L78 0H69Z\"/></svg>",
	"mask_w": 264,
	"mask_h": 264
},
{
	"label": "crops",
	"instance_id": "obj_4",
	"mask_svg": "<svg viewBox=\"0 0 264 264\" xmlns=\"http://www.w3.org/2000/svg\"><path fill=\"white\" fill-rule=\"evenodd\" d=\"M65 33H68L67 35H65V39L66 40H70L71 38V34L69 32H65ZM151 42L148 41V40H144V41H141L133 46H131V48H129L130 50H128L130 53H133L135 55H142L144 53H146L148 50H150L151 48Z\"/></svg>",
	"mask_w": 264,
	"mask_h": 264
}]
</instances>
